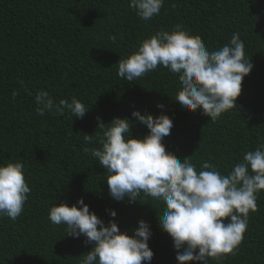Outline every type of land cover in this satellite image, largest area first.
<instances>
[{"label":"trees","instance_id":"trees-1","mask_svg":"<svg viewBox=\"0 0 264 264\" xmlns=\"http://www.w3.org/2000/svg\"><path fill=\"white\" fill-rule=\"evenodd\" d=\"M129 3L0 0V164L22 162L31 188L15 221L0 218V264H80L93 245L86 244L83 235H66L64 225H53L48 218L52 206H72L80 198L105 225L114 220L129 235L138 221H146L153 264H178L173 241L159 224L164 204L143 193L133 203L114 200L106 169L90 151H83L100 147L103 132L97 129V117L108 124L117 117L135 121L134 110L168 115L174 126L162 141L166 151L181 161L188 157L197 171L207 161L226 175L244 153L264 144V0H165L160 14L147 21ZM175 25L199 35L209 52L239 33L245 56L253 63L237 105L216 121L202 111L182 108L175 100L178 74L167 68L158 67L135 82L118 76L120 59ZM13 90L19 93L15 99ZM40 90L57 103L75 97L89 111L83 118L67 109L41 117L33 100ZM148 131L133 123V138H143ZM86 135H91V143L85 142ZM256 203L236 255L209 264H264V190Z\"/></svg>","mask_w":264,"mask_h":264},{"label":"clouds","instance_id":"clouds-1","mask_svg":"<svg viewBox=\"0 0 264 264\" xmlns=\"http://www.w3.org/2000/svg\"><path fill=\"white\" fill-rule=\"evenodd\" d=\"M165 0H130L131 7L142 20L159 15ZM111 39L115 40L113 36ZM167 68L178 74L179 90L175 100L188 112L202 111L212 121L237 105L244 78L253 69L245 56V45L239 33L230 43L209 52L199 35L192 36L175 25L171 32L158 31L143 40L138 49L118 62V76L135 82L146 74ZM19 93L12 92L15 99ZM35 112L43 117L67 109L76 118L89 111L75 97L69 103H58L44 90L34 98ZM163 109V104H158ZM131 116L113 118L108 124L97 117L100 147L84 148L106 169L109 195L116 201H140L141 193L164 204L158 215L161 229L172 239L178 264H209L235 256L247 231L249 214L257 209V197L264 190V144L247 151L242 162L233 165L226 175L215 165L203 162L199 171L187 158L179 160L166 151L162 142L173 128L172 119L133 111ZM134 122L149 130L143 138H133ZM105 125H109L105 128ZM91 143V135L85 136ZM31 188L25 180L22 162L0 164V218L15 221L23 212ZM79 205V207L77 206ZM111 217L116 212H109ZM48 218L53 225H64L66 235L84 236L93 247L80 264H153L148 245L149 224L138 221L133 234L121 232L110 220L107 225L83 198L76 204L52 206Z\"/></svg>","mask_w":264,"mask_h":264}]
</instances>
